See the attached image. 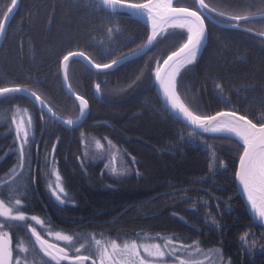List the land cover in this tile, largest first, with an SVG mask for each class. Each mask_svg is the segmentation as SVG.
<instances>
[{
	"label": "trees",
	"instance_id": "obj_1",
	"mask_svg": "<svg viewBox=\"0 0 264 264\" xmlns=\"http://www.w3.org/2000/svg\"><path fill=\"white\" fill-rule=\"evenodd\" d=\"M205 2L229 16L264 13V0ZM174 5L195 8L196 0H175ZM10 6L11 0H0V19ZM217 19L218 24L207 20L206 47L181 69L177 91L197 114L231 109L264 122V17L238 21L240 27L231 29L222 27L225 19ZM148 35L141 20L112 12L96 0H20L0 47V87L26 86L62 118L75 120L79 103L63 86V56L82 51L96 63H109L141 48ZM185 40V30L167 26L146 54L108 71L69 60V85L90 104L78 127L42 115L26 96L0 98V181L18 160L12 123L16 110L26 109L32 123L31 153L22 174L17 169L16 185H8L13 196L5 193V201L21 199L26 216L71 235L77 247L84 243L81 255L89 254L92 236L118 243L164 236L185 245L199 242L201 249L217 251L225 264H264V227L251 219L237 194L238 140L211 133L190 138L191 128L172 118L153 86L156 62L161 64ZM85 134L110 138L136 158V172L114 177L101 162L85 160ZM53 145L65 188L63 205L47 187L54 179L49 167ZM8 223L15 257L29 264H55L33 243V221ZM18 243L28 252H19ZM73 251L70 247L71 256Z\"/></svg>",
	"mask_w": 264,
	"mask_h": 264
},
{
	"label": "snow or ice",
	"instance_id": "obj_2",
	"mask_svg": "<svg viewBox=\"0 0 264 264\" xmlns=\"http://www.w3.org/2000/svg\"><path fill=\"white\" fill-rule=\"evenodd\" d=\"M18 3L19 0H11V6L7 8L2 19H0V37L5 35V25L11 20V14L17 9ZM99 3L102 7H106L112 12H115L117 6H119L120 8L132 10V15H142L146 20V25L150 26V34L147 37L146 44L137 50H133L131 54L124 55L119 59H113L111 63L103 64L94 63L82 51H70L63 56L64 65L66 66L67 62L75 57L87 63L92 69H113L114 66L119 67L131 59L146 54L157 36L160 35L157 29L160 28V31H164L163 25L173 29L185 30V42L176 51L171 52L163 60L162 65L160 61L156 62L153 86L161 90L162 100L172 118L186 128H191L190 138H198L206 133H214L221 138L230 139L233 136L237 138V147L241 149V152L238 156V170L235 173V178L246 196L251 212L259 220L261 226H264V122L254 123L246 115H238L235 111H220L214 115L197 114L181 100L177 91V78L181 75V69L186 65L193 64L202 48L206 47L207 26L205 21L208 20L213 24H218L219 20L217 17L223 18L227 23L222 25V27L231 29L239 28L238 21L247 20L248 17H226L224 12H217L216 8L210 7L205 0H196L195 8L174 6L173 0H147L145 3H126L125 0H99ZM260 35L264 36V33H260ZM64 79L66 82V72ZM66 88L69 94L73 95L75 100L79 102L80 116L76 120L71 118L64 120L57 116L36 92L27 88L20 86L0 87V98L10 95L30 97L34 103L39 105L42 115L46 112L52 119L66 127H78L82 124L87 114L88 100L72 92L71 85L67 83ZM95 92L97 95L100 94V84L95 85ZM12 123L14 125V143L17 145L16 154L18 160L9 171L10 173H16L17 169H19L18 174H22L25 168V156L31 153V146L28 143L29 130L25 126L23 119L17 121L13 118ZM28 124H31V118H29ZM97 146H99V142H97ZM54 152L55 145H53L51 153H49L51 158L49 167L52 169L50 175L54 179L48 182L47 187L55 202L58 205H63L65 199L62 198V195L65 194V188L62 184V178L56 169ZM112 171L113 173L117 172L115 168ZM14 204L17 206L15 214H13V208L6 204L4 199H0V218H3L0 219V264H22L19 258L13 261L11 237L4 232L6 223L33 221L40 226L45 224V221L39 217L35 215L26 216L20 210L21 199H15ZM8 226L11 227V223H8ZM42 230L51 235L49 229L44 228ZM29 233L34 238L33 243L38 245L44 256L50 258V262H55V264H60L61 261H69V264H85L89 260L91 264H97V260L99 264H165L164 257L166 255L175 264H202L201 259L194 257L197 253H205L203 258H206V254L209 252V250H202L199 247V242L194 241L191 245L174 243V240L179 239L175 237L157 236L153 238L163 241V247H161L160 243L137 244L135 240L131 242L125 241L123 246H121L116 240L105 243L92 236V247L89 254L81 255V249L85 248L84 243H80L77 247L73 244L71 235L56 232L55 238L57 240L67 242L66 247L74 249L70 257L66 248L49 243L37 231L36 227H29ZM241 240L244 241L245 237H241ZM18 251L26 253L28 249L19 247L18 243ZM141 251L146 254L148 259L141 255ZM93 256L95 259H93ZM220 264H223V262L221 261Z\"/></svg>",
	"mask_w": 264,
	"mask_h": 264
},
{
	"label": "rangeland",
	"instance_id": "obj_3",
	"mask_svg": "<svg viewBox=\"0 0 264 264\" xmlns=\"http://www.w3.org/2000/svg\"><path fill=\"white\" fill-rule=\"evenodd\" d=\"M14 118L17 121L23 119L25 126L29 130V139H30L32 123L30 125L28 124V120H29V118H31L29 112L26 109H19L18 108L15 112ZM83 139H84V157H85V160L94 161V162H101L104 166V170L114 177H123V176L130 175V174H133L134 172H136V170H137L136 158L134 156H132L131 154H129L126 150H124L123 148L118 146L110 138H107V137L101 138V137H97L93 134H85V135H83ZM97 142H99V146H97ZM28 143H29V140H28ZM113 168H115L117 170L116 173H113V171H112ZM17 173L18 172L11 173L10 175H8V177L5 180L0 181V199H4L3 195H5V193H6V195H8V197L13 196L12 195L13 194L12 187H10L8 185H16V183L14 182V180H15L14 178L17 176ZM14 200L15 199H13V200L10 199L11 204H9L7 201H5L6 204H8L10 207L13 208V214H15L17 211V206L14 204ZM29 227H36L37 231H39V232H40V228L49 229L51 231V235H49L48 233H46L47 235H42V233L40 232L41 235L44 237V239L48 240L49 243L57 244L59 247L66 248V251L68 252L69 256L71 257L70 247H66L67 242L62 241V240H57L55 238V233L59 232V231H53L50 227L46 226L45 224L43 226H40V225H37L35 222H34V224L29 225ZM4 232L7 234V236H10L7 229H4ZM62 234H64V233H62ZM64 235H67V234H64ZM110 241H105V243H108ZM128 242H131V241H128ZM136 243L137 244L160 243L161 247H163V241L158 240V239H150V240L146 239V240H143L141 242L136 241ZM174 243H179V242L174 241ZM119 244L121 246H123V243H119ZM22 248H24V247H22ZM38 248H39V246H38ZM189 251H191V249H189ZM21 253L25 254V252H21ZM41 253L43 254L42 251H41ZM12 254H13V261H15L17 258H19L22 261V264H29L25 258H23L21 256L15 257L13 248H12ZM19 255H21V254H19ZM141 255L145 256V258L148 259V257L146 256V254L143 251H141ZM204 256H205V253H197L194 258L201 259L202 264H220V262L222 261L220 255H218L217 251L213 252V251L209 250V252L206 254V258H203ZM45 258L50 260V258H48L46 256H45ZM164 261H165V264H175V262L170 260L167 255L164 257ZM61 262H63V261H61ZM61 262H60V264H61ZM51 263H55V262H51ZM86 263H87V261L85 262V264ZM97 263H99L98 260H97ZM223 264H225V263L223 262Z\"/></svg>",
	"mask_w": 264,
	"mask_h": 264
},
{
	"label": "water",
	"instance_id": "obj_4",
	"mask_svg": "<svg viewBox=\"0 0 264 264\" xmlns=\"http://www.w3.org/2000/svg\"><path fill=\"white\" fill-rule=\"evenodd\" d=\"M98 3H99V0H96ZM174 1L175 0H173V5H174ZM19 2H20V0H19ZM125 2L126 3H145V2H147V0H145V1H142V2H131V1H126L125 0ZM18 5H19V3H18ZM174 6H177V5H174ZM177 7H187V6H177ZM106 8V7H105ZM108 9V8H107ZM16 10L17 9H15L14 10V12L11 14V19H12V17H13V15H14V13L16 12ZM116 11H123V12H127V13H129L130 15H132L131 14V12H132V10H129V9H127V8H120L119 6H117V10ZM218 12V11H217ZM133 17H135V18H137V19H139V20H141L143 23H145L146 24V20H145V18L142 16V15H132ZM226 17L227 16H229V15H225ZM248 18H254V17H264V13H259V14H253V15H248L247 16ZM206 22V26H207V20L205 21ZM9 23H10V21L5 25V35L3 36V37H0V47H1V45L3 44V41H4V39H5V36H6V34H7V30H8V27H9ZM223 24H225V23H223ZM167 27V25H163V28L165 29ZM148 28H149V34H150V26H148ZM157 31L158 32H162V31H160V28H158L157 29ZM208 34H209V32H208V26H207V38H208ZM158 37V36H157ZM157 39V38H156ZM207 41V40H206ZM147 42V41H146ZM155 42V41H154ZM153 42V43H154ZM146 44V43H145ZM144 44V45H145ZM178 49V48H177ZM176 49V50H177ZM176 50H174V51H176ZM202 50H203V48H202ZM202 50H201V52H202ZM173 52V51H172ZM200 52V53H201ZM85 53V52H84ZM200 53L198 54V56L200 55ZM131 54V53H130ZM171 54V53H170ZM170 54H168V55H170ZM85 55L87 56V57H89L86 53H85ZM167 55V56H168ZM167 56L165 57V59L167 58ZM73 58H75V57H73ZM90 59H91V57H89ZM72 59V58H71ZM70 59V60H71ZM164 59V60H165ZM92 60V59H91ZM93 61V60H92ZM69 62V61H68ZM68 62H67V64H68ZM84 62V61H83ZM94 62V61H93ZM85 63V62H84ZM94 63H96V62H94ZM109 63H111V62H109ZM87 64V63H86ZM163 64V61H162V63H161V65ZM88 65V64H87ZM114 67H116V66H114ZM113 67V68H114ZM94 70H96V69H94ZM108 70H110V69H105V70H96V71H108ZM65 72L67 73V65L65 66L64 65V63H63V59H62V61H61V74H62V81H63V86H64V88H65V90H66V92L69 94V92H68V90H67V88H66V83L67 84H69V82H68V78H67V81L65 82V79H64V77H65ZM9 87H14V86H9ZM20 87H22V88H27V89H29L30 91H33V92H35L34 90H32V89H30V88H28V87H26V86H20ZM155 90H156V93H157V95H158V97L160 98V100H161V102L164 104V102H163V100H162V97H161V94H160V92H161V90L158 88V87H155ZM72 92H74L75 94H77V95H80V94H78L77 92H75L73 89H72ZM37 93V92H36ZM37 95H39L38 93H37ZM69 95H71V94H69ZM40 96V95H39ZM72 97H74L73 95H71ZM82 96V95H81ZM41 97V96H40ZM30 100H31V98L30 97H28ZM75 98V97H74ZM181 98V97H180ZM41 99L45 102V104H47V106L48 107H50L51 109H52V111H53V113H55L57 116H59V117H61L59 114H57L54 110H53V108L41 97ZM182 100V99H181ZM32 101V100H31ZM183 101V100H182ZM33 102V101H32ZM184 102V101H183ZM34 103V102H33ZM79 103V102H78ZM36 105H37V107L39 108V105L37 104V103H35ZM88 104H89V101H88ZM165 105V104H164ZM40 109V108H39ZM89 111H90V104H89V107H88V109L86 110V116H85V118L83 119V121L87 118V116H88V114H89ZM220 111H235V110H231V109H221V110H219V111H217V112H220ZM217 112H214V113H212V114H209V115H214V114H216ZM238 115H245V114H243V113H241V112H238V111H235ZM248 117V116H247ZM62 118V117H61ZM79 118V117H78ZM77 118V119H78ZM249 118V117H248ZM64 119V118H63ZM221 119H223V118H221ZM249 119H251V118H249ZM64 120H66V119H64ZM76 120V119H75ZM254 122V121H253ZM254 123H256V122H254ZM74 127H76V126H73V127H71V128H74ZM211 134H214V133H211ZM233 138H235L234 136H233ZM237 139V138H236ZM237 170H238V163H237V168H236V172H237ZM235 183H236V187H237V194H239L240 196H241V198H242V200H243V202H244V204H245V206H246V209H247V212H248V214H249V216L251 217V219L255 222V223H257V224H259V225H261L260 224V222H259V220L254 216V214L251 212V210H250V208H249V206H248V201H247V199H246V196H245V194H244V192L242 191V189H241V186H240V184H239V182H238V180L235 178ZM262 227H264V226H262Z\"/></svg>",
	"mask_w": 264,
	"mask_h": 264
}]
</instances>
